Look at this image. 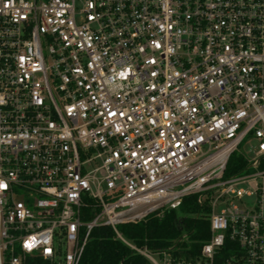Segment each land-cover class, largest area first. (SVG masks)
Wrapping results in <instances>:
<instances>
[{
    "label": "built area",
    "instance_id": "obj_1",
    "mask_svg": "<svg viewBox=\"0 0 264 264\" xmlns=\"http://www.w3.org/2000/svg\"><path fill=\"white\" fill-rule=\"evenodd\" d=\"M191 194L197 249L118 230ZM103 225L264 264V0H0V264H78Z\"/></svg>",
    "mask_w": 264,
    "mask_h": 264
},
{
    "label": "trees",
    "instance_id": "obj_2",
    "mask_svg": "<svg viewBox=\"0 0 264 264\" xmlns=\"http://www.w3.org/2000/svg\"><path fill=\"white\" fill-rule=\"evenodd\" d=\"M236 159L231 155L227 167ZM196 194L187 195L177 209L163 210L159 215L149 214L142 221L118 226L121 234L136 246L156 250L165 248L186 235L187 242L197 249L209 237V209L196 202ZM86 214V210L83 211ZM91 217V210L87 211ZM186 243V242H185ZM78 264H150L142 255L134 252L118 239L111 227H93Z\"/></svg>",
    "mask_w": 264,
    "mask_h": 264
}]
</instances>
